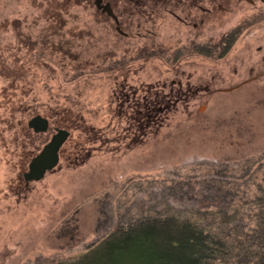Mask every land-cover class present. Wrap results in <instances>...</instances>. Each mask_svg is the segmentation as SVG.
<instances>
[{"label": "rangeland", "instance_id": "rangeland-1", "mask_svg": "<svg viewBox=\"0 0 264 264\" xmlns=\"http://www.w3.org/2000/svg\"><path fill=\"white\" fill-rule=\"evenodd\" d=\"M108 1L127 36L93 0H0V264L67 262L152 199L264 159V19L226 49L243 19L191 33L160 0ZM56 128L57 165L25 181Z\"/></svg>", "mask_w": 264, "mask_h": 264}, {"label": "trees", "instance_id": "trees-1", "mask_svg": "<svg viewBox=\"0 0 264 264\" xmlns=\"http://www.w3.org/2000/svg\"><path fill=\"white\" fill-rule=\"evenodd\" d=\"M229 168L241 181L213 180L195 189V196H177L187 192L180 188L164 193L59 264H264V159L247 158Z\"/></svg>", "mask_w": 264, "mask_h": 264}, {"label": "flooded vegetation", "instance_id": "flooded-vegetation-1", "mask_svg": "<svg viewBox=\"0 0 264 264\" xmlns=\"http://www.w3.org/2000/svg\"><path fill=\"white\" fill-rule=\"evenodd\" d=\"M136 1L140 2L141 0ZM146 1H149L150 3L155 0ZM160 2L163 7L162 10L164 11V14H169V16L172 19H175L181 26L190 28L191 33H194L196 30L205 25L209 19H223V15H227L228 19H243L244 21L241 25L235 27L234 29H229L226 33H224L223 46L226 49H229L234 45L243 30L255 25L261 19H264V0H160ZM101 3L110 4L112 13L115 16L114 23L116 31L124 36H127L129 33H127L121 26V12H117L115 7L113 10L111 2L108 0H101ZM148 8L149 10H147L146 13H150V11H152L149 6ZM97 9H99L102 13L107 14L103 11V8ZM237 11L240 13H237ZM236 13L238 15L235 16ZM233 14L234 16H231ZM244 26L246 28H243ZM207 47L209 46L207 45ZM189 49H191V52H196L197 45L194 49ZM260 49V47H257V50ZM205 50H207L205 53H212V49H210V47ZM262 59L264 60V56Z\"/></svg>", "mask_w": 264, "mask_h": 264}, {"label": "water", "instance_id": "water-1", "mask_svg": "<svg viewBox=\"0 0 264 264\" xmlns=\"http://www.w3.org/2000/svg\"><path fill=\"white\" fill-rule=\"evenodd\" d=\"M94 4L97 8H103L112 19L114 14L110 8L109 3H101V0H94ZM28 128H31L34 132H45L49 127V120L47 117L40 114H36L30 117L27 121ZM70 132L65 128H56L50 139L43 145L42 149L34 155L29 163L28 169L23 173L25 181L39 180L45 173L53 169L59 160V150L63 143L67 140Z\"/></svg>", "mask_w": 264, "mask_h": 264}]
</instances>
